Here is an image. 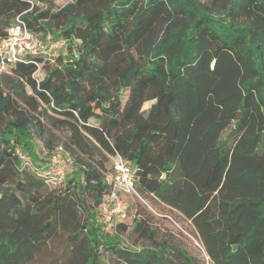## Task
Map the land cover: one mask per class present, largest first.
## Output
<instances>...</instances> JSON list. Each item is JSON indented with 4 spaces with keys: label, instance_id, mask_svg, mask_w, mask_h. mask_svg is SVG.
<instances>
[{
    "label": "trees",
    "instance_id": "obj_1",
    "mask_svg": "<svg viewBox=\"0 0 264 264\" xmlns=\"http://www.w3.org/2000/svg\"><path fill=\"white\" fill-rule=\"evenodd\" d=\"M55 1L0 0V38L19 18L66 49L0 71V264H32L62 232L75 264H105L100 248L113 264H199L146 219H134L137 248L105 232L116 154L141 195L192 222L209 264H264V0L37 3ZM49 110L71 132L72 162L50 190L43 173L65 153L34 168L19 153Z\"/></svg>",
    "mask_w": 264,
    "mask_h": 264
},
{
    "label": "rangeland",
    "instance_id": "obj_2",
    "mask_svg": "<svg viewBox=\"0 0 264 264\" xmlns=\"http://www.w3.org/2000/svg\"><path fill=\"white\" fill-rule=\"evenodd\" d=\"M73 0H57L53 4L44 2H37L41 9H47L52 6L54 11L65 6L68 2ZM42 37V35L40 34ZM51 37V41H52ZM66 49L62 47L53 52L52 58H56L58 53L65 54ZM43 64H40L39 70L36 72L38 78L45 76ZM11 73V69L7 70ZM15 83L13 77H6L3 80L4 88L11 89V85ZM152 101L145 104V109L150 107ZM42 121L45 126L44 135L40 137L33 129L30 135L25 139L24 144L19 148V153L25 159L24 161H32L35 164L46 163L56 149L68 141L71 132L67 126L63 125L59 116L51 110L42 115ZM91 123H98V120L91 119ZM48 144L52 147L49 148ZM112 156L108 162V172H111ZM26 165V164H25ZM47 189H53L52 186L47 185ZM139 197L125 196V201L128 206V215L125 220L115 219L112 223H104V230L112 235L117 232L121 235L123 244L137 248L144 242V238L139 235V231L134 229V219H146L150 228L157 231L158 240L164 243L174 244L185 249L192 255L197 263L209 264L204 248L201 244L199 235L192 224L182 213L175 208L163 203L152 195H141ZM87 204L93 208V200L89 195L86 197ZM84 212L81 217L85 219ZM119 223H124L127 227H119ZM69 237L67 233H60L57 237L50 241L42 251L37 255L32 264H75L72 259L71 251L68 246ZM145 243V242H144ZM100 254L105 264H113V257L109 252L100 248Z\"/></svg>",
    "mask_w": 264,
    "mask_h": 264
},
{
    "label": "built area",
    "instance_id": "obj_3",
    "mask_svg": "<svg viewBox=\"0 0 264 264\" xmlns=\"http://www.w3.org/2000/svg\"><path fill=\"white\" fill-rule=\"evenodd\" d=\"M63 45V40L51 41V36L42 38L40 34L33 32L24 20L18 18L8 28V36L0 38V71H7L13 64L22 62L33 55L52 58L53 52ZM58 150L64 152L65 156L54 159L43 173L48 185L56 187L65 184L67 168L72 163L69 152H66L63 146L58 147ZM112 160L111 172L107 175L111 188L104 195L101 203L105 223H112L115 219L121 221L126 219L128 206L125 196L142 199L137 188L133 165L120 154H116ZM25 164L34 168L30 161L26 160Z\"/></svg>",
    "mask_w": 264,
    "mask_h": 264
}]
</instances>
